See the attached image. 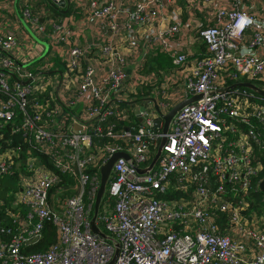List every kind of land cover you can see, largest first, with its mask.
Masks as SVG:
<instances>
[{"label": "built area", "instance_id": "1", "mask_svg": "<svg viewBox=\"0 0 264 264\" xmlns=\"http://www.w3.org/2000/svg\"><path fill=\"white\" fill-rule=\"evenodd\" d=\"M19 3L30 30L0 15V264H264V95L236 83L264 90V2L76 0L65 22ZM158 52L174 72L147 68ZM198 94L139 172L154 119Z\"/></svg>", "mask_w": 264, "mask_h": 264}, {"label": "water", "instance_id": "2", "mask_svg": "<svg viewBox=\"0 0 264 264\" xmlns=\"http://www.w3.org/2000/svg\"><path fill=\"white\" fill-rule=\"evenodd\" d=\"M52 2L55 3V4H58L60 6H63L64 7L63 10H65V11L67 10V8L69 6V0H53ZM236 83H238L240 85H243V86H247V87L253 89L254 91L264 95V90H262L261 88H259L257 85H255L254 83H252L250 81H238ZM236 83H233L230 86H233ZM199 96H200L199 94L198 95H193V96H190V97H187L185 99H182V100L178 101L165 114H163L162 123H161V118L154 119V121H153L154 126L160 127L162 132H163V135H162V137H161V139L159 141V144L157 146V150H156V152L154 154V157L152 158L151 162L146 167H138V171L139 172L148 171L153 166V164L157 160L158 156L160 155L162 147L165 144V141H166V138H167L166 133H167L168 128H169V123H170V120L173 117L174 113L177 110H179L183 105H185L188 102H191L192 100H195ZM135 111L138 112V109H135ZM120 156L128 157L127 153H125L123 151H116V152L112 153L108 157L106 162L103 163L101 165V167H100V181H99V186H98V189H97V192H96V197H95V200H94L93 213H92V216L90 218L91 231L94 232V233H98V234H100L101 236H103L105 238H108V235H107L106 232H104L103 230H101L98 227V225L96 223V217H97V214H98L99 204L101 203L102 198L104 196L105 188H106L109 176H110L111 171H112L113 163ZM260 186H261V190L264 193V179L261 181ZM116 254H117V248L115 249V253H114V256L112 258V261L114 260Z\"/></svg>", "mask_w": 264, "mask_h": 264}, {"label": "crops", "instance_id": "3", "mask_svg": "<svg viewBox=\"0 0 264 264\" xmlns=\"http://www.w3.org/2000/svg\"><path fill=\"white\" fill-rule=\"evenodd\" d=\"M131 3L134 0H129ZM31 2L33 3V8H38L41 4L44 5L46 7V9L44 10V14L41 18V20L43 19V21H48V20H56V21H60L62 20L63 22L66 21L67 17H69L70 15H74L77 12H75V3L76 0H69V6L67 8V10H63L64 7L60 6L58 4H52L53 2L51 0H31ZM261 2L263 3L264 0H261ZM38 3V4H36ZM259 3V1H257V4ZM0 15H4L6 18H8L10 20V22L8 24L11 25V27L15 26V27H20V26H24L25 28H27L28 30L29 27L26 25V23L24 22V19L21 16V9H20V3L19 0H0ZM49 5H55V7L58 8V11L60 14H56L54 12H52L51 8H49ZM24 28V29H25ZM26 29V30H27ZM8 32H11V29H8ZM30 34L33 35V37L36 38L35 34H33L32 31H29ZM204 49V47H197L195 46V50L193 52V54H197L198 52H201ZM190 58V56H189ZM173 66V64H172ZM172 66L170 67V69H168L169 67H161L164 68L166 73H172L174 72L175 68H172ZM168 70V71H166Z\"/></svg>", "mask_w": 264, "mask_h": 264}, {"label": "trees", "instance_id": "4", "mask_svg": "<svg viewBox=\"0 0 264 264\" xmlns=\"http://www.w3.org/2000/svg\"><path fill=\"white\" fill-rule=\"evenodd\" d=\"M54 4V3H52ZM49 8H51L52 12L56 13V14H60L58 11V8L55 7V5H49ZM202 47L203 44L201 45ZM171 56L165 52H158L155 55H150L147 61V68H157V67H171L172 66V60H171ZM238 82V81H237ZM147 90L150 92L151 91V86L149 85L147 87ZM4 131H7L8 129V124H6L4 126ZM63 177H67L66 175H63ZM171 195L172 194H168ZM174 196H177L174 195ZM167 197V195H166ZM105 198V197H104ZM12 222L11 219L4 215L1 211H0V227H4V228H10V232L15 231L13 229L12 226ZM5 236H9V234H4ZM56 239V229L55 226L52 223L46 222L43 229H42V237L41 239H39L34 245H32V247L29 250H38V251H43L46 250L49 245L54 242Z\"/></svg>", "mask_w": 264, "mask_h": 264}, {"label": "rangeland", "instance_id": "5", "mask_svg": "<svg viewBox=\"0 0 264 264\" xmlns=\"http://www.w3.org/2000/svg\"><path fill=\"white\" fill-rule=\"evenodd\" d=\"M36 4H38V3H36ZM257 83H258V81H256ZM260 206L262 207V208H264V202H260Z\"/></svg>", "mask_w": 264, "mask_h": 264}]
</instances>
